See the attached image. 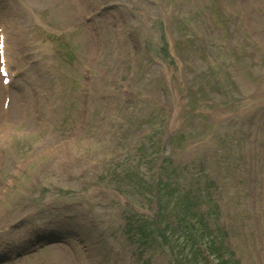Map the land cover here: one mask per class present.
Listing matches in <instances>:
<instances>
[{
	"label": "rangeland",
	"instance_id": "374dc122",
	"mask_svg": "<svg viewBox=\"0 0 264 264\" xmlns=\"http://www.w3.org/2000/svg\"><path fill=\"white\" fill-rule=\"evenodd\" d=\"M0 14L17 75L0 118V242L33 250L10 264H173L175 199L145 193L170 166L203 202L206 230H186L264 264V0H2ZM127 211L159 245L136 249ZM54 230L70 246L32 244Z\"/></svg>",
	"mask_w": 264,
	"mask_h": 264
},
{
	"label": "trees",
	"instance_id": "16d2710c",
	"mask_svg": "<svg viewBox=\"0 0 264 264\" xmlns=\"http://www.w3.org/2000/svg\"><path fill=\"white\" fill-rule=\"evenodd\" d=\"M171 181V178H169V180L166 182L159 181V183L156 185V189L159 198H162L164 196L162 194H165V192H167L168 197L175 196L178 198V202H184L181 206L172 208L173 212L175 213L174 216H176V218L172 220V222H180L179 224L182 225V229L184 228L186 236L182 237V241H185V246L182 247L180 245L179 233L174 230H171L169 233H167V236L165 237V239H163L164 244L167 243L170 246V250L172 253V262L174 264H233L232 261L228 258L229 253L227 249H225L226 247L223 245L221 240L215 239L216 237L208 233V235L205 236L208 240L201 241L194 238L193 235H191L186 230L187 225H189L190 223H194V225L199 224L200 227L204 225L203 223L201 225L198 222L199 214L195 210L193 203L190 202L188 198H186V200H183L177 193H175L176 189L174 188V184L171 183ZM171 187L173 189L172 191L170 189ZM149 192L152 196L154 195L153 186H151ZM177 198L175 199V202L177 201ZM167 216L169 218H172L173 214ZM136 229L140 232L139 227ZM167 229L169 228L167 227L166 230ZM204 229L206 230V226H204ZM140 233H142V239H140L141 244L144 245L149 242L151 245H159L157 235L153 230L150 229L149 225L143 226ZM175 234L178 236L174 237ZM225 257H227V259H225Z\"/></svg>",
	"mask_w": 264,
	"mask_h": 264
}]
</instances>
